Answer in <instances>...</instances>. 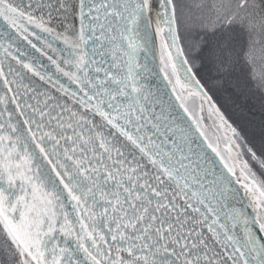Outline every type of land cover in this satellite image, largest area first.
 I'll use <instances>...</instances> for the list:
<instances>
[{
  "label": "snow or ice",
  "instance_id": "1",
  "mask_svg": "<svg viewBox=\"0 0 264 264\" xmlns=\"http://www.w3.org/2000/svg\"><path fill=\"white\" fill-rule=\"evenodd\" d=\"M148 28L187 127L143 82ZM21 42L55 74L22 58ZM197 59L220 78L243 61L264 89V0H0V232L10 264H264V179L234 150L240 134L211 102ZM189 100L201 111L208 103L231 133L227 159ZM261 113L264 131V98Z\"/></svg>",
  "mask_w": 264,
  "mask_h": 264
},
{
  "label": "rangeland",
  "instance_id": "2",
  "mask_svg": "<svg viewBox=\"0 0 264 264\" xmlns=\"http://www.w3.org/2000/svg\"><path fill=\"white\" fill-rule=\"evenodd\" d=\"M209 40L212 39L211 36L208 37ZM198 55V54H197ZM203 63H209V65L213 68L212 70V81L207 77V72L204 69H201V75L206 79L207 84H212V82L216 83L219 87L215 88L210 86L214 91H218V96L223 102H227V99H231L234 103L233 107H231V111L234 114L226 113L225 111H221L223 113L225 119L228 121L232 127L236 128L240 134V139L237 143L240 145L239 149H234L236 151H240L242 155V159L248 160L251 165L254 160L251 159L250 154L247 152L250 144L247 140V135L256 141H260L264 143V131L261 128V107H256L252 102L255 100L254 98L261 99L264 98V89L260 88L257 85V82L252 77L253 69L241 61L237 64L233 70V74L230 76H226L224 78H220V73L217 72L216 66L208 61H202ZM229 77V78H228ZM200 78V77H199ZM216 78V80H215ZM237 82L240 86H234L241 93L242 97H247L246 102L240 98L238 100L235 94L230 95L228 89L225 87L229 80ZM228 95V96H227ZM214 101V99L212 100ZM200 101H188V107L192 111V113L200 120L201 128L206 133L209 141L214 145L217 143L221 149L222 154L225 156V159L228 158V154L224 152L227 141L224 139L225 136L231 137V133L226 129H221L219 127V121L215 115H210L208 111V105L204 103L203 111L200 110ZM261 113V115L259 114ZM245 131V134L243 133ZM253 149V148H252ZM254 150V149H253ZM258 171H261L258 165H255ZM259 177V176H258ZM260 178V177H259ZM263 179V178H260ZM0 239L4 240L2 233L0 232ZM7 247H4V255L8 258ZM7 263V260H6Z\"/></svg>",
  "mask_w": 264,
  "mask_h": 264
},
{
  "label": "water",
  "instance_id": "3",
  "mask_svg": "<svg viewBox=\"0 0 264 264\" xmlns=\"http://www.w3.org/2000/svg\"><path fill=\"white\" fill-rule=\"evenodd\" d=\"M153 24H154V21H153ZM32 30L35 31L36 34L42 38V40L43 39H51L50 37H47V35L45 33L40 32L39 29H32ZM142 33H143V29H142ZM147 33H148V37L152 40V44H153L152 51L148 53L147 57H145L144 54L142 53L140 59L142 62L145 61V59L149 62V67L151 69V72H150V74L146 75L143 82L147 84V86L152 90L153 93H158V94L162 95L163 99L167 103L172 105V111L178 112L182 121L185 122V127H187L188 125L192 124V120L189 118L188 114L184 113L183 109H181L179 107L180 101H177L175 99V95L172 94L171 87L167 84V81L164 80L163 73H161L159 71V58H158V51H157L158 46H157V43L155 41L153 28H148ZM32 39H33V43H35L37 45V47L44 49V51H49L47 48L44 47L42 40H37V39H35V37H33ZM53 44L55 47H58V48L63 47V44L58 42V41H53ZM21 46H22V49L25 50L27 53L26 57H22V58L33 60L36 62V64L38 66L42 65L43 68L48 69L52 73L55 74V70H52L54 68L52 64L47 66L43 63L42 60L41 61L39 60V58L41 57L40 52H37L35 49L31 48V46L27 45L26 42H21ZM153 53H157V54L154 56ZM49 54H51V53H49ZM24 76H25L24 82L26 84L29 83L30 81H34L35 85L37 87H39L40 84L42 83L38 80V78L31 76L30 73L24 72ZM59 78L65 84L68 83L66 78H64L63 76H60ZM72 87H74V86H72ZM48 90L52 91L53 94L57 96V98H60V94L55 93L54 89H48ZM206 104L209 107V104L208 103H206ZM9 108L14 109V106L9 105ZM192 127H193V129H195V125H192ZM196 139H197V143H203L204 144L208 155L215 161L217 171L221 170L223 168V165L220 162V158L217 157L216 154L213 153L210 148H207V142L205 141L204 137H200L199 133L197 132ZM235 187H239V185H235ZM241 203H243V202H241ZM237 206H240V205H237Z\"/></svg>",
  "mask_w": 264,
  "mask_h": 264
},
{
  "label": "trees",
  "instance_id": "4",
  "mask_svg": "<svg viewBox=\"0 0 264 264\" xmlns=\"http://www.w3.org/2000/svg\"><path fill=\"white\" fill-rule=\"evenodd\" d=\"M196 66L200 69H204L207 72V77L209 78V80L212 81L211 77H213V75H212L213 68L209 65V63H203L200 59H197L196 60ZM232 74H233V72H232ZM201 76H202L201 83H203L205 85V89L208 91V94L212 97V100L214 99V101H211V102L214 103L216 105V107L219 108L220 110L225 111L226 113L234 114V113L230 112L231 107H233V105H234V103L231 101L232 98L227 99V102H223V100H221L220 97L218 96V91H214V89L218 88L219 86L214 82H212V84L209 83V85H208L207 81L203 77V75H201ZM215 80H216V78H215ZM210 86L214 87V89H212ZM234 86H240V84L237 82L231 81V78H230L228 84L225 87L228 89L230 95L235 94L236 95L235 97L238 100H240V98H242L246 102L245 99L247 97H242L241 93H240L241 91L239 92L238 89L235 88ZM253 99L255 100L254 102H252L253 105L256 107H261L262 100L261 99L257 100V98H254V97H253ZM259 114L261 115L260 112H259ZM243 133L245 134L244 130H243ZM246 135H247L246 137H247L248 143L250 144V147L253 148L254 151H256L258 156H261V158L264 159V152H262V146H264V143L252 139L250 137V135H248L247 133H246Z\"/></svg>",
  "mask_w": 264,
  "mask_h": 264
},
{
  "label": "flooded vegetation",
  "instance_id": "5",
  "mask_svg": "<svg viewBox=\"0 0 264 264\" xmlns=\"http://www.w3.org/2000/svg\"><path fill=\"white\" fill-rule=\"evenodd\" d=\"M251 167L256 172V174L259 176L258 169L255 167V165L251 164ZM5 245L8 246L6 240L5 239L4 240L0 239V264H10V261L4 255V247H5ZM6 260H7V263H6Z\"/></svg>",
  "mask_w": 264,
  "mask_h": 264
},
{
  "label": "bare ground",
  "instance_id": "6",
  "mask_svg": "<svg viewBox=\"0 0 264 264\" xmlns=\"http://www.w3.org/2000/svg\"><path fill=\"white\" fill-rule=\"evenodd\" d=\"M39 60L41 61H43V63L45 64V65H51V62L47 59V56H43V55H41V57L39 58ZM52 70H55V68H53Z\"/></svg>",
  "mask_w": 264,
  "mask_h": 264
}]
</instances>
